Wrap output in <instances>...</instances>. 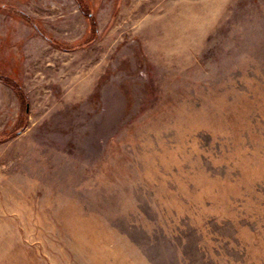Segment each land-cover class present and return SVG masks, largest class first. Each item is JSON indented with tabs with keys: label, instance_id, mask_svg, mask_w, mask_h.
Here are the masks:
<instances>
[{
	"label": "rangeland",
	"instance_id": "rangeland-1",
	"mask_svg": "<svg viewBox=\"0 0 264 264\" xmlns=\"http://www.w3.org/2000/svg\"><path fill=\"white\" fill-rule=\"evenodd\" d=\"M0 264H264V0H0Z\"/></svg>",
	"mask_w": 264,
	"mask_h": 264
},
{
	"label": "trees",
	"instance_id": "trees-1",
	"mask_svg": "<svg viewBox=\"0 0 264 264\" xmlns=\"http://www.w3.org/2000/svg\"><path fill=\"white\" fill-rule=\"evenodd\" d=\"M89 15H90V16H92V14H91V13H89ZM17 88H19V87H17Z\"/></svg>",
	"mask_w": 264,
	"mask_h": 264
}]
</instances>
